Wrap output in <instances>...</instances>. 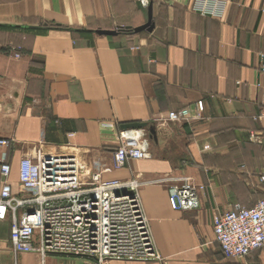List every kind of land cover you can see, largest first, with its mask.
I'll use <instances>...</instances> for the list:
<instances>
[{
  "label": "crops",
  "instance_id": "obj_1",
  "mask_svg": "<svg viewBox=\"0 0 264 264\" xmlns=\"http://www.w3.org/2000/svg\"><path fill=\"white\" fill-rule=\"evenodd\" d=\"M192 1L0 0V138L10 141L0 158L13 193L25 196L19 163L38 153L75 154L104 180L142 182L158 257L104 264H264V247L224 257L213 232L216 215L264 198V121L254 118L264 105V0H228L221 18ZM150 4L153 29L134 32ZM169 111L181 120H164ZM131 123L152 130L150 156L115 168ZM185 178L199 206L174 210L169 187ZM42 262L56 264L49 253H13L10 220H0V264Z\"/></svg>",
  "mask_w": 264,
  "mask_h": 264
},
{
  "label": "built area",
  "instance_id": "obj_2",
  "mask_svg": "<svg viewBox=\"0 0 264 264\" xmlns=\"http://www.w3.org/2000/svg\"><path fill=\"white\" fill-rule=\"evenodd\" d=\"M227 3L228 0H193L191 10L221 18ZM261 69L264 71V55ZM197 109L200 115L199 103ZM182 116L169 111L164 120L179 121ZM254 118L264 121V105ZM149 136L150 131L145 128L121 130L112 156L113 167L121 168L129 160L149 157ZM9 143V139L0 138V146L7 147ZM10 170L2 153L0 220H10L13 253L80 256L86 259L84 264L158 257L138 193L141 181L104 180L99 172L85 170L75 154L38 153L20 160L18 180L25 194L21 197L12 191ZM260 179L264 180V173ZM169 203L174 210L197 209L198 186L188 178L171 185ZM213 232L226 258H244L264 247V198L253 207L237 206L216 215Z\"/></svg>",
  "mask_w": 264,
  "mask_h": 264
},
{
  "label": "water",
  "instance_id": "obj_3",
  "mask_svg": "<svg viewBox=\"0 0 264 264\" xmlns=\"http://www.w3.org/2000/svg\"><path fill=\"white\" fill-rule=\"evenodd\" d=\"M151 7L152 5L150 4L149 8H148V21L142 25L139 26L137 28L134 29V32H139L142 30H147V31H151L153 29V23H152V17H151ZM99 34H106V35H114L116 34V31H98ZM145 125L143 123H131V124H125L123 125L122 128L124 129H128V128H143ZM152 130H150L151 132Z\"/></svg>",
  "mask_w": 264,
  "mask_h": 264
},
{
  "label": "rangeland",
  "instance_id": "obj_4",
  "mask_svg": "<svg viewBox=\"0 0 264 264\" xmlns=\"http://www.w3.org/2000/svg\"><path fill=\"white\" fill-rule=\"evenodd\" d=\"M34 245L35 246L38 245L37 234L35 235ZM49 256L56 261V264H82L83 260H84L83 257L72 256V255H62V254L49 253Z\"/></svg>",
  "mask_w": 264,
  "mask_h": 264
}]
</instances>
